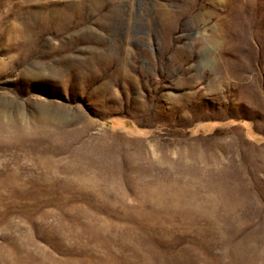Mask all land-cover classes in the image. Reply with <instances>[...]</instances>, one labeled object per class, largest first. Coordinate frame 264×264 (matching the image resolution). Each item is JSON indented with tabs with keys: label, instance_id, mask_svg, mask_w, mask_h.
<instances>
[{
	"label": "rangeland",
	"instance_id": "rangeland-1",
	"mask_svg": "<svg viewBox=\"0 0 264 264\" xmlns=\"http://www.w3.org/2000/svg\"><path fill=\"white\" fill-rule=\"evenodd\" d=\"M0 264H264V0H0Z\"/></svg>",
	"mask_w": 264,
	"mask_h": 264
}]
</instances>
